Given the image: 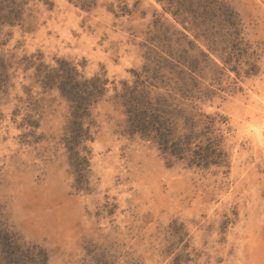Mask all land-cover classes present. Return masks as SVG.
<instances>
[{"label":"rangeland","instance_id":"obj_1","mask_svg":"<svg viewBox=\"0 0 264 264\" xmlns=\"http://www.w3.org/2000/svg\"><path fill=\"white\" fill-rule=\"evenodd\" d=\"M216 1L231 25L204 0H0V229L48 264H264V0ZM64 61L106 81L74 149L42 83ZM136 83L211 123L223 162L126 133Z\"/></svg>","mask_w":264,"mask_h":264},{"label":"trees","instance_id":"obj_2","mask_svg":"<svg viewBox=\"0 0 264 264\" xmlns=\"http://www.w3.org/2000/svg\"><path fill=\"white\" fill-rule=\"evenodd\" d=\"M204 4L206 12L218 7L223 19L235 21L233 13L225 4L217 3L216 0H204ZM228 23L230 24L229 21ZM42 83L45 86L56 83L63 96L71 103L74 118L70 128L72 139L67 142L68 145L74 149L91 140L90 129L84 128L85 120L90 118L92 107L104 96L106 81L98 75L86 79L64 61L56 71L47 72ZM141 86L142 83L126 85L124 92L119 95L127 116L126 133L152 141L171 157L187 161L190 167L205 169L223 162L224 155L217 140L206 138L205 135L209 132L211 123L200 122L194 116L187 117L180 104L175 105L167 98L153 96L146 85L143 88ZM199 123L204 124L205 134L198 132ZM202 137L206 139H201ZM72 160L81 165L85 157H80L79 150L73 153ZM0 260L2 264H48V257L43 249L26 245L6 229H0Z\"/></svg>","mask_w":264,"mask_h":264}]
</instances>
